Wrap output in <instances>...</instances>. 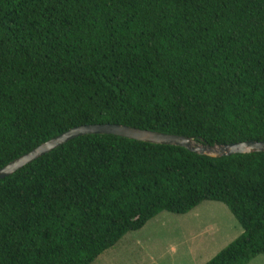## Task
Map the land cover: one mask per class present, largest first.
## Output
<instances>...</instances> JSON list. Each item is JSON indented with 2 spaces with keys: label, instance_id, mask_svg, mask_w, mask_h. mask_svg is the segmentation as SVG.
<instances>
[{
  "label": "trees",
  "instance_id": "1",
  "mask_svg": "<svg viewBox=\"0 0 264 264\" xmlns=\"http://www.w3.org/2000/svg\"><path fill=\"white\" fill-rule=\"evenodd\" d=\"M98 123L264 140V0H0V167ZM204 200L242 232L203 264L264 256V152L80 135L0 179V264H91Z\"/></svg>",
  "mask_w": 264,
  "mask_h": 264
},
{
  "label": "rangeland",
  "instance_id": "2",
  "mask_svg": "<svg viewBox=\"0 0 264 264\" xmlns=\"http://www.w3.org/2000/svg\"><path fill=\"white\" fill-rule=\"evenodd\" d=\"M241 232L225 204L204 200L183 214L159 212L91 264H203ZM248 264H264V256Z\"/></svg>",
  "mask_w": 264,
  "mask_h": 264
},
{
  "label": "water",
  "instance_id": "3",
  "mask_svg": "<svg viewBox=\"0 0 264 264\" xmlns=\"http://www.w3.org/2000/svg\"><path fill=\"white\" fill-rule=\"evenodd\" d=\"M84 134H114L130 139L169 144L186 148L187 150L209 157H221L234 153L264 152V140H244L228 144L215 145L199 142L191 137L168 134L117 123L82 124L73 126L64 132L49 138L27 153L9 161L0 167V179L14 173L27 163L44 155L68 140Z\"/></svg>",
  "mask_w": 264,
  "mask_h": 264
}]
</instances>
